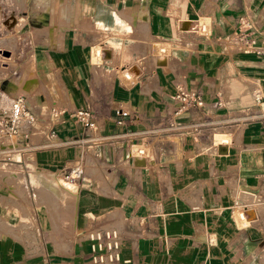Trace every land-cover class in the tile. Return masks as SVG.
Returning <instances> with one entry per match:
<instances>
[{
  "label": "crops",
  "instance_id": "crops-1",
  "mask_svg": "<svg viewBox=\"0 0 264 264\" xmlns=\"http://www.w3.org/2000/svg\"><path fill=\"white\" fill-rule=\"evenodd\" d=\"M43 6L53 16L39 12L28 30L39 47L30 39L28 59L0 84L7 96L23 91L38 115L15 158L0 161L15 164L26 189L0 166V231L13 234L0 237V264H82L94 227L118 230L123 264L264 262V0H36L30 13ZM241 14L260 52L233 44ZM10 78L13 93L4 88ZM178 82L196 86L202 105L176 114ZM50 103L89 107L96 131L67 115L49 117ZM118 105L135 117L116 123ZM75 162L85 173L68 189L62 170ZM33 185L47 195L33 196ZM21 221L29 238L14 233ZM14 245L23 246L22 258Z\"/></svg>",
  "mask_w": 264,
  "mask_h": 264
},
{
  "label": "built area",
  "instance_id": "built-area-1",
  "mask_svg": "<svg viewBox=\"0 0 264 264\" xmlns=\"http://www.w3.org/2000/svg\"><path fill=\"white\" fill-rule=\"evenodd\" d=\"M196 28L201 32H206L207 30V26L204 23H198ZM248 28L249 22L245 15H238L235 22V30L232 33V42L241 52H260L261 49L254 45L255 41L247 34ZM98 56H100V51ZM261 98V93L255 90V101L258 102ZM173 99L177 105L174 110L176 114L190 107H199L202 105V96L199 89L196 86H187L181 82L175 84ZM215 103L216 105L223 106L224 101L219 96H216ZM47 111L49 117L53 119H61L67 115L90 133L95 132L97 129L93 112L87 106L68 109L63 105L50 103ZM113 112L116 123L122 122L124 117H135L133 111H130L122 105L116 106ZM37 118V113L29 105L27 96L23 91L10 96L6 106L0 107V154L8 158L13 149H18L23 144L25 145L37 122ZM48 135L55 136L56 133L52 129ZM74 141L84 142L82 139L67 140V142L72 143ZM136 153L142 154L143 148H136ZM84 173L82 163L75 162L63 168L61 180L63 182H69L76 189ZM241 214L244 217L243 211H241ZM85 237L88 240L89 252L82 264H122V262L126 261L120 258V236L116 228H90L87 230Z\"/></svg>",
  "mask_w": 264,
  "mask_h": 264
},
{
  "label": "rangeland",
  "instance_id": "rangeland-1",
  "mask_svg": "<svg viewBox=\"0 0 264 264\" xmlns=\"http://www.w3.org/2000/svg\"><path fill=\"white\" fill-rule=\"evenodd\" d=\"M35 2H36V0H24V1L23 0H0V60H1L0 77L5 75L4 77L0 78V84H3L7 78L12 77L19 70V68H22L23 58H24V61L26 59H28V54L26 53L25 50L27 48L28 42H30V39L33 40V42L36 46L35 50L39 47L40 44L38 42H36L34 36L31 35V33L29 32L31 28H34V26H36L35 19L39 17V12H41V13L50 12V14L53 16L52 8L47 7V6H43L41 8H37V9H33V11H32L33 13H30L31 4L35 3ZM24 3H25V6L23 7ZM43 16H44V14H43ZM200 20L202 21L203 19H200ZM40 31L36 29V32H40ZM29 36H32V38H30ZM32 40H31V42H32ZM29 49L27 50V52H29ZM39 58H40V56H35V62L38 61ZM26 64L28 67H31L33 62L27 61ZM124 69H126V68H124ZM134 70H136L135 65L132 66L131 71L133 72ZM46 77L44 79H47ZM41 81H43V80H41ZM31 82L38 83V79L36 77H32ZM10 83L12 85H10ZM8 86H10V88H8ZM0 88H1V86H0ZM4 88L9 93L14 92V81L12 78H10L6 81V83L4 84ZM9 98H10V95L7 96V94L0 91V102H3L4 106H6V104L8 103ZM49 132H50V130L48 131V133ZM222 139H224V138H222ZM16 151H19V150L13 149V151H11L8 158H6L2 154H0V161H11V160H13V159H11V157H13L12 153L16 152ZM22 153L23 152H21V154L19 153L20 157H17L16 160L12 161V162L19 163L18 160H22ZM13 158H15V157H13ZM26 164L28 166L27 162H26ZM0 166L3 167V171H5L6 173L10 172L12 174L15 172L16 173V175L14 176L15 186H17L20 189V191L26 192L25 191L26 189L24 187L25 183H22L20 171L18 170L17 167H15V164L8 163V162H1ZM85 170L88 171V168L86 167ZM29 171H30V169H29ZM43 175H45V174H43ZM50 178L52 181H54V182L50 183V186L52 188L51 190L55 191V192L56 191L61 192L62 190H61V187L59 186V184H57L56 181L52 177H50ZM34 179L35 180H33V183L35 185L39 186L40 181H38L37 178H34ZM30 181H31V171H30ZM63 184H67L65 186L69 189V187H70L69 182H63ZM234 188H235L234 184L230 185V189H234ZM38 189L40 190V188H38ZM38 189L35 188V186H34L33 196H34V194H36L38 196V198H40L41 196L45 197L47 195L45 192H41ZM237 189H238V187L236 188V190ZM63 192H64V198H62L63 199L62 202L65 204V200L68 198H71V195H70L71 192H68L67 190H64ZM43 194L45 196H43ZM22 197L24 200H25V198H27L26 195H23ZM12 198L15 200L21 201L19 199V196L17 193H13ZM35 202H36V200H35ZM45 202L50 203L49 201H44V203ZM57 202L59 203V201L54 198L53 203L56 204ZM13 204H12V206H15L16 208L21 210L22 213L24 212V208L20 207L22 205L18 206V204H20V203L14 202ZM53 208H56V206H53ZM52 210H54V209H52ZM1 211H2V214L6 213V211H4V208ZM58 211L60 212L62 217L69 215L68 211L63 207L59 208ZM10 216L12 217V220H14V222L16 223V221H15L16 216L15 215H10ZM233 216H235V215H233ZM21 222H23V223H21ZM21 222H17L21 225L15 227L14 233L17 232L19 235L24 234L25 238H29L28 235L31 236L32 233L29 230H26L27 227L24 225L25 221H21ZM71 223L72 222H70V224H69L70 226L68 225V229H69V236L68 237H72V236L74 237V229H73ZM4 226H6V225H4ZM5 234H6L7 239H12L11 236L13 234L11 231H8V230L0 231V237H2V235H5ZM75 235H78V233ZM79 237L81 238V237H83V235H80ZM82 243L83 242L80 241V244H82ZM14 246H15L18 254H20V257L22 258L23 256L21 255V253H22V250H24L23 246H21V247L20 246L17 247L16 245H14ZM66 247H68V246L63 245L64 249ZM261 258L256 257L253 264L254 263L255 264H264V262H263V260H261ZM243 259L244 258L240 259V264H245V262H243ZM122 264H123V262H122Z\"/></svg>",
  "mask_w": 264,
  "mask_h": 264
},
{
  "label": "bare ground",
  "instance_id": "bare-ground-1",
  "mask_svg": "<svg viewBox=\"0 0 264 264\" xmlns=\"http://www.w3.org/2000/svg\"><path fill=\"white\" fill-rule=\"evenodd\" d=\"M129 72H130V71L128 70V71L125 73V76H126V77H129V76H130L131 73H129ZM29 101H30V100H29ZM219 140H220V138H219ZM224 142H225V141H224ZM73 186H74V185H73ZM37 199H38V198L36 197V200H37ZM38 200H39V199H38ZM38 200H37V201H38ZM39 201H40V200H39ZM39 201L37 202L38 205H39V203H40Z\"/></svg>",
  "mask_w": 264,
  "mask_h": 264
}]
</instances>
